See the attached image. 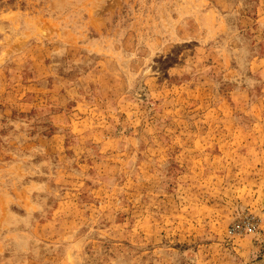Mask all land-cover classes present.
Instances as JSON below:
<instances>
[{"label":"rangeland","instance_id":"obj_1","mask_svg":"<svg viewBox=\"0 0 264 264\" xmlns=\"http://www.w3.org/2000/svg\"><path fill=\"white\" fill-rule=\"evenodd\" d=\"M0 264H264V0H0Z\"/></svg>","mask_w":264,"mask_h":264},{"label":"built area","instance_id":"obj_2","mask_svg":"<svg viewBox=\"0 0 264 264\" xmlns=\"http://www.w3.org/2000/svg\"><path fill=\"white\" fill-rule=\"evenodd\" d=\"M248 224L250 225L251 223L249 222ZM238 227L240 228V227H241V225H238ZM233 231H234V229H233Z\"/></svg>","mask_w":264,"mask_h":264}]
</instances>
